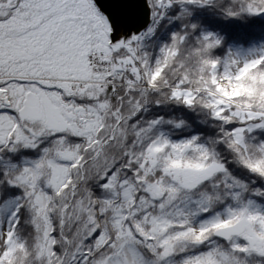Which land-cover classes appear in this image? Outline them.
Instances as JSON below:
<instances>
[{
    "label": "trees",
    "instance_id": "trees-1",
    "mask_svg": "<svg viewBox=\"0 0 264 264\" xmlns=\"http://www.w3.org/2000/svg\"><path fill=\"white\" fill-rule=\"evenodd\" d=\"M3 1L0 21L20 2L8 0L4 5ZM158 1L151 0L152 6L156 8ZM260 11L264 14V0H167L136 50L137 64L127 48L120 45L111 51L120 72L115 76L112 69L114 79L123 83L140 71L150 87L121 84L95 88L86 84L75 94L77 105L103 102L93 137L68 130L36 128L32 132L25 127L32 133L26 132L27 140L13 139L10 134L0 144V204L11 201L14 224L0 264H95L117 251L115 229L109 220L113 207H120L121 223L133 232L144 213L145 221L168 213L181 199H198L203 205L198 213L202 218L248 202L264 209V63L260 60L226 78L237 88L230 100L218 96L208 71L213 62L225 67L228 48L264 41ZM125 62L129 68L124 70L119 66ZM251 110L259 115H250ZM238 127H243L239 133ZM163 138L184 140L176 168L196 163L215 168L193 186H176L167 167L168 145L151 149ZM59 143L74 151L76 159L67 161V175L53 189L45 183L48 176L43 177L40 168L56 156ZM25 159L38 162L33 187L16 180ZM111 175L116 188L121 183L130 185L131 204H117L118 196L105 202L111 193L103 184ZM153 184L161 187L160 192L152 190ZM39 188L46 193V221L33 208L32 198ZM101 231L106 237L94 245ZM48 236L52 238L51 252L46 255L41 245ZM232 238L238 237L220 240L207 232L179 236L166 244L165 257L149 253L145 245H132L145 264L178 263L206 250L212 240L230 256L224 264H244V258L245 264H264L260 250H241L246 245L241 237L240 248L232 250Z\"/></svg>",
    "mask_w": 264,
    "mask_h": 264
},
{
    "label": "rangeland",
    "instance_id": "rangeland-1",
    "mask_svg": "<svg viewBox=\"0 0 264 264\" xmlns=\"http://www.w3.org/2000/svg\"><path fill=\"white\" fill-rule=\"evenodd\" d=\"M164 2L167 0L158 1L155 8L151 0H148L146 24L136 32L132 30V35L123 42V35L110 39L109 32H112V27L109 20L106 14L94 7L93 0H20L11 15L0 21V93L6 98L4 102H0V144L8 140L10 134L13 139L27 140L26 135H31V131L34 132L36 128L50 131L68 130L88 139L93 137L99 127L98 112L103 109V102L82 106L74 103L73 98L79 89L94 81L99 84L108 73L90 71L88 55L98 50L97 54H101H91L94 58L106 57V54L110 55L111 51L118 49L120 45L128 50H137L142 32L153 26L152 22L157 21ZM7 3L8 0L3 1L4 5ZM224 55L225 67H219L213 62L208 71L210 80L218 90V96L230 100L236 95L237 88L234 84H228L226 78L237 76L243 68L260 60L264 63V41L250 46L230 47ZM110 56L112 57V53ZM127 66L129 68L128 62H125L122 68ZM114 68L117 73L115 65ZM132 68L134 70V67ZM129 82L133 83V86L138 85L139 75L136 73L134 77H130ZM91 86L101 88L96 84ZM249 114L259 115L252 110ZM246 125L249 123H246L245 127ZM23 127L31 131L24 130ZM242 128L238 127L236 132H241ZM183 142L184 140L168 141L163 138L154 143L151 149L156 150L161 145H168L167 156L170 163L167 167H170L169 172L175 179L176 186L180 183L184 187H190L208 176L215 166L196 163L190 167L176 168ZM58 149L56 156L48 158L40 168L43 177L48 176L45 183L53 189L65 179L67 161L76 159L75 152L63 147L62 143L58 144ZM23 163V172L16 180L33 187L38 162L25 159ZM103 185L111 193L105 202L117 196L120 200L117 204L129 205L133 202L130 185L121 183L120 187L116 188L112 175ZM153 189L160 192L161 187L153 184ZM173 198L174 194L170 191L169 199ZM32 200L34 210L46 221L44 190L36 189ZM10 203L11 201H5L0 204V259H4L7 254L10 229L14 224L13 204ZM202 208L203 205L198 199H181L172 205L168 213H158L146 221L145 213L142 214L141 219L136 221L133 232L128 224L121 223L123 213L120 207H113L109 220L115 229L117 251L95 264H145L132 244L137 243L141 247L145 245L149 253L159 252L165 257V251L169 249L172 238L201 232L211 234L215 228L238 218L245 220V227L238 238L229 241L230 248H240L241 237L246 244L241 250L261 251L260 242L264 238L263 208L248 202L244 206L238 205L237 208L226 207L203 218L198 215ZM90 221L87 217L86 222ZM60 223L62 224V221ZM177 226L180 229L176 230ZM48 230L46 224V235ZM245 235L253 238L251 245L244 240ZM105 237L106 233L101 231L94 238L93 244L102 243ZM51 239L48 236L41 245L46 255L51 252ZM226 260L229 261L230 256L212 240L206 250L185 256L178 263L164 260V264H224Z\"/></svg>",
    "mask_w": 264,
    "mask_h": 264
},
{
    "label": "water",
    "instance_id": "water-1",
    "mask_svg": "<svg viewBox=\"0 0 264 264\" xmlns=\"http://www.w3.org/2000/svg\"><path fill=\"white\" fill-rule=\"evenodd\" d=\"M98 9L106 14L112 32H109L110 39L123 35V39L130 37V32H136L143 27L148 20V0H93ZM263 16V11L259 12ZM135 58V56L133 55ZM136 60V59H135ZM245 220L239 218L234 222L219 226L212 231V236L226 240L230 236H236L243 232ZM245 241L251 245L254 240L251 236L245 235ZM260 249L264 254V238L260 242Z\"/></svg>",
    "mask_w": 264,
    "mask_h": 264
},
{
    "label": "built area",
    "instance_id": "built-area-1",
    "mask_svg": "<svg viewBox=\"0 0 264 264\" xmlns=\"http://www.w3.org/2000/svg\"><path fill=\"white\" fill-rule=\"evenodd\" d=\"M148 29V28H147ZM147 29H145L143 32H142V36L140 37V39L138 40V43L141 41V39L145 36L146 32H147ZM91 54H96V55H99L101 54V52H99V54H97V52H94V53H91ZM88 55V58L87 60H90V62H88V65H89V70L90 71H100V72H103V73H109L111 68L113 67V62L111 60V57L110 55H105L106 57H101V56H98V58H94L95 56L94 55ZM143 78V77H142ZM140 79L139 82H137V84L139 86H142V87H145V88H148L150 86V84L143 78V79ZM132 80V79H131ZM95 82V81H94ZM97 83V82H95ZM100 85H103V86H109V85H119L120 82L117 81V80H114L112 77L110 76H106L105 79L101 82H98ZM124 86H133V83L129 82V79H127L124 83H123ZM138 85H135V86H138Z\"/></svg>",
    "mask_w": 264,
    "mask_h": 264
},
{
    "label": "bare ground",
    "instance_id": "bare-ground-1",
    "mask_svg": "<svg viewBox=\"0 0 264 264\" xmlns=\"http://www.w3.org/2000/svg\"><path fill=\"white\" fill-rule=\"evenodd\" d=\"M6 100L5 96L0 93V102H4Z\"/></svg>",
    "mask_w": 264,
    "mask_h": 264
}]
</instances>
